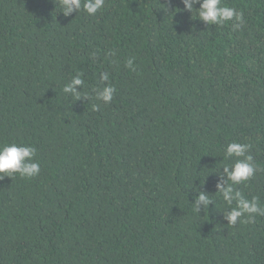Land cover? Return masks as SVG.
<instances>
[{"label": "trees", "instance_id": "obj_1", "mask_svg": "<svg viewBox=\"0 0 264 264\" xmlns=\"http://www.w3.org/2000/svg\"><path fill=\"white\" fill-rule=\"evenodd\" d=\"M222 3L241 27L182 0H0V146L40 165L0 180V264H264V216L228 224L217 188L248 143L257 170L234 187L264 207V0Z\"/></svg>", "mask_w": 264, "mask_h": 264}, {"label": "clouds", "instance_id": "obj_2", "mask_svg": "<svg viewBox=\"0 0 264 264\" xmlns=\"http://www.w3.org/2000/svg\"><path fill=\"white\" fill-rule=\"evenodd\" d=\"M56 4V0H54ZM58 3L65 16L71 15L73 12H79L81 9L89 15H95L99 9L104 7L105 0H58ZM184 10L194 13L206 25H223L229 21H235L234 28H239L244 23L243 13L235 7H230L222 3V0H182ZM199 5L196 7V5ZM177 9V8H174ZM173 9V11H174ZM179 9V8H178ZM127 67L133 66V60L130 58L126 62ZM82 74L78 73L69 83H67L63 92L72 96L81 97L77 86H82L84 81ZM108 74H101V81H107ZM96 91L97 99L104 103H110L116 89L111 84H107ZM87 97V96H86ZM251 145L248 143L231 142L226 146L225 159L236 157L234 161L224 165V172L227 181L224 184L217 185L219 194L223 201L230 206L226 214L228 224L235 225L241 217H247V222H252L255 216H264V207L260 205L259 198H246L243 193L234 186L247 181L252 177L257 166L253 162L250 152ZM36 149L31 145L8 143L0 146V180L4 176L11 177L13 174H19L21 177H34L40 172L39 162L34 160ZM230 181V183H229ZM213 200L204 192H200L194 203L196 211L200 212V205L205 209ZM235 202V206L231 207Z\"/></svg>", "mask_w": 264, "mask_h": 264}]
</instances>
